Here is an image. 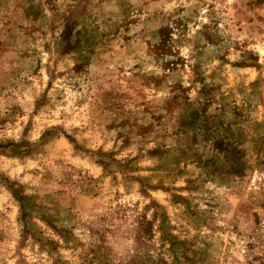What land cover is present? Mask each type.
I'll return each mask as SVG.
<instances>
[{
    "label": "rangeland",
    "instance_id": "obj_1",
    "mask_svg": "<svg viewBox=\"0 0 264 264\" xmlns=\"http://www.w3.org/2000/svg\"><path fill=\"white\" fill-rule=\"evenodd\" d=\"M0 264H264V0H0Z\"/></svg>",
    "mask_w": 264,
    "mask_h": 264
}]
</instances>
